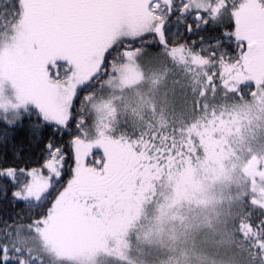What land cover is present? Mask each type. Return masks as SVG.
Wrapping results in <instances>:
<instances>
[{
	"label": "snow or ice",
	"instance_id": "6c2138e0",
	"mask_svg": "<svg viewBox=\"0 0 264 264\" xmlns=\"http://www.w3.org/2000/svg\"><path fill=\"white\" fill-rule=\"evenodd\" d=\"M141 60L188 79L197 113L217 97L264 102V0H0V82L12 81L11 95L0 88V264H46L30 235L54 227L66 203L95 198L79 191L110 167L87 144L94 100L117 77L138 82ZM162 132L120 143L148 158ZM254 181L264 186L253 176L232 217L253 260L264 259Z\"/></svg>",
	"mask_w": 264,
	"mask_h": 264
},
{
	"label": "rangeland",
	"instance_id": "374dc122",
	"mask_svg": "<svg viewBox=\"0 0 264 264\" xmlns=\"http://www.w3.org/2000/svg\"><path fill=\"white\" fill-rule=\"evenodd\" d=\"M140 67L143 76L138 82L121 84L117 77L98 91L96 106L91 109L94 126L106 106L119 101L121 114L111 121L126 133L137 126L144 129L148 122L189 125L201 120L205 135L210 134L218 146L225 144L227 152L207 153L199 163L198 174L192 177H186L188 172H175L164 181L132 178L138 191L133 196L117 193L103 183L106 178L114 183L115 172L118 176L126 170L108 171L113 177L91 175L79 191L87 193L95 188L104 196H94L88 205L80 200L66 203L54 227L38 229L30 235V244L58 264H110L99 261L108 256L114 262L111 264H158L160 260L162 264H248L230 233L222 230L233 216L235 201L249 190V180L253 176L264 180V102L251 95L240 100L217 97L215 102L209 101L207 111L197 113L192 107L194 96L188 79L175 74L163 78L164 68L159 62L141 60ZM261 67L258 65V69ZM20 71L27 73V65ZM0 88L5 95L12 94L7 73ZM188 137L191 143L200 142L195 134ZM112 155L118 167L120 152ZM253 185L255 196L261 199L264 186L255 181ZM96 200L102 202L97 209L92 207ZM78 210L88 215L77 224L68 213ZM130 217L134 224L125 226ZM111 230L117 234L109 236ZM127 240L133 242L132 250L131 244L130 249L126 246ZM112 249L114 255L110 254Z\"/></svg>",
	"mask_w": 264,
	"mask_h": 264
},
{
	"label": "trees",
	"instance_id": "16d2710c",
	"mask_svg": "<svg viewBox=\"0 0 264 264\" xmlns=\"http://www.w3.org/2000/svg\"><path fill=\"white\" fill-rule=\"evenodd\" d=\"M120 114L121 112H120L119 101L116 102L114 105L106 106V109L104 110V114H102V118L97 123V126H94L92 124L91 122L92 113H90L89 124H88V127L90 128V133L87 139L88 145H98L107 151L110 160L109 171L118 170V169L126 170V172L123 175H118V176L117 173L115 172L116 177H113L114 175L112 174L106 173L107 177L108 175H110V177H113V180H115V182L111 183L108 180L109 178H106L104 179L105 181L103 183L106 182V184L109 185L112 188V190L116 191L117 193L127 194L131 196L138 193L136 189L137 186L134 185V182L131 183L130 179L132 178L135 179L149 178L150 181L151 180L164 181L168 178H172L175 172H177L178 174L179 173L186 174V172H188V175H186V177L195 176V174H198L197 172L200 169L199 163L201 162L202 159H204V156L207 153L214 151L216 153H219V155H221L225 151L227 152L228 150L225 144L218 146V144L214 143L210 134L205 135L206 134L205 124H203L201 120H199L195 124H189V125L182 124L180 122L173 123V122L162 121L159 122L158 124H154L153 122H148L144 129H139L140 126H137L134 127L131 130V132L126 133L125 129L121 128L118 125V123H114L112 125L113 122L111 120ZM156 125L158 126V129L154 128L156 127ZM174 127L176 129L175 133H173ZM109 129H111L110 132H108ZM161 130H163L161 134L162 135L167 134L169 136V139L167 140L166 145H161L158 137L157 147L160 148V152L159 153L153 152L152 156L148 158L140 156L139 154L130 153L127 150L126 145L120 143L121 138L126 140L127 137L130 136L133 132L137 134H141L148 131H161ZM193 134L199 137L200 142L191 143L188 141L189 140L188 136ZM114 151L120 152V155L117 159L118 163H120L118 167L115 166V164L112 161L114 159L112 155ZM174 165H176V167H174ZM90 191L91 192H87V194L90 196H98V197L104 196L103 191L95 192V188L90 189ZM262 197H264V193L262 194ZM92 200L89 201V204L92 202ZM80 202L82 203V205H84L82 200H80ZM111 202L112 201L109 200V203ZM101 204L102 202H98L96 200L94 208L97 209ZM239 207H240V198L237 201H235V205H233L231 209L233 215L237 213ZM65 208L66 206L64 205L63 209ZM73 211L68 214L72 217L74 216V219L77 224L82 219L86 218V216L88 215V212L82 213L80 212V210H78L77 211L78 214L77 212L73 214ZM232 217L231 220L227 223L226 229H223L222 231H227V233H230V237L235 243L236 249L242 252L247 257L248 264H264V259H261L259 256L255 260L252 259V256L249 253L247 246L243 243V241L239 237V234L235 230V224L233 222ZM133 224L134 223L132 222L128 224V226L131 227ZM111 231L112 232H110L109 236H112L115 233L117 234L116 231L114 230ZM115 238H117V236ZM127 242L129 244H126V246L130 249L131 241L127 240ZM132 245H134L133 242L131 244V250L133 249ZM113 250L114 249L110 251V254L112 255H114ZM163 254L164 252L161 251V256ZM111 259L112 258L108 256V259L105 258L104 260H99V261L101 263H105V262L110 264L114 263V262H110ZM162 263L163 262H161V260L158 262V264H162ZM46 264H58V263H56V261L53 258L52 259L46 258Z\"/></svg>",
	"mask_w": 264,
	"mask_h": 264
},
{
	"label": "water",
	"instance_id": "95a60500",
	"mask_svg": "<svg viewBox=\"0 0 264 264\" xmlns=\"http://www.w3.org/2000/svg\"><path fill=\"white\" fill-rule=\"evenodd\" d=\"M251 167H252V165L251 164H249L248 166H247V171H248V173L250 174L251 173Z\"/></svg>",
	"mask_w": 264,
	"mask_h": 264
}]
</instances>
